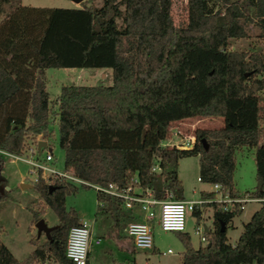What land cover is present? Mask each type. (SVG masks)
Segmentation results:
<instances>
[{"label":"trees","instance_id":"16d2710c","mask_svg":"<svg viewBox=\"0 0 264 264\" xmlns=\"http://www.w3.org/2000/svg\"><path fill=\"white\" fill-rule=\"evenodd\" d=\"M185 5L183 25L172 21L171 0H101L72 7L13 0L0 16V170L3 154H21L37 144L38 134L49 137L55 121L62 171L71 177L33 183L56 224L42 242L28 238L35 247L22 259L0 240V264L45 259L72 264L64 254L67 229L79 223L75 209L64 204L65 194L76 190L72 180L83 187L112 182L150 187L157 198L164 187L182 200L177 161L197 155L199 181L235 192L234 152L242 146L253 148L255 182L244 192L258 207L230 243L225 225L239 209H220L214 191L201 189L212 222L206 242L195 248L186 232L176 231L183 245L179 264H264V50L229 48V39L246 36L248 23L264 36V0H186ZM43 48L55 55L57 66L110 67L111 82L60 84L51 100ZM193 116H218L222 123L194 128L191 147L160 144L173 121ZM155 157L159 172L150 170ZM94 191L102 202L96 212H108L117 225L126 214L121 197ZM31 211L35 221L39 214ZM192 213L198 216L196 206Z\"/></svg>","mask_w":264,"mask_h":264},{"label":"rangeland","instance_id":"374dc122","mask_svg":"<svg viewBox=\"0 0 264 264\" xmlns=\"http://www.w3.org/2000/svg\"><path fill=\"white\" fill-rule=\"evenodd\" d=\"M13 0L3 1L1 3L2 11L0 16L6 11ZM22 4L38 5V6H58L72 7L80 5H99L101 0H81L78 3L72 0H20ZM186 0H171L170 15L173 23L183 25L186 21ZM220 3H218V6ZM246 36L239 38H231L230 49H260L264 50V36L260 35V30L257 25L248 23L245 27ZM44 67V82L49 99H53L58 92L60 84H108L111 82L110 67H91V66H57L55 55L50 53L46 48L42 49L40 56ZM104 72L105 75H101ZM264 91V90H263ZM264 93V92H262ZM222 120L218 116H193L185 117L180 120L173 121L169 127V134L160 144L170 145L169 143H183L188 134H191L196 127H216L221 125ZM262 135L260 141L264 142V121H261ZM51 135L35 136V140L45 139L47 145L43 146L38 152L33 154L34 159L42 158L41 155L49 148L52 159L46 164L56 171H62V150L57 143V128L56 122L50 125ZM173 134L172 131H177ZM29 155L28 149L14 157L3 154L0 177L2 178V188L4 197L0 200V237L3 238L7 234L13 237L20 243L21 237L25 235L36 237V230L33 226L32 211L39 214V217L44 218L47 225H53V211L45 208L43 199H37L40 195L33 187L31 175L28 174L30 164L27 161ZM235 165L232 172V181L236 193H242L245 189H250L254 185V161L253 148L242 146L234 152ZM157 162V157L153 163ZM177 176L182 184V194L185 200H200L199 191L202 188L211 190L209 183H204L196 179L198 164L197 155H187L180 157L175 168ZM54 176H49L47 181H51ZM23 179L31 183L32 186L22 190L25 185L18 186V181ZM76 185V190L65 194V207L72 206L77 211L78 218H91L95 208V191L93 187H83L77 180H72ZM217 192L214 191V199H218ZM259 205L258 200L252 198L244 201L240 213L232 218L233 225L226 227V239L233 243L242 228V222L246 221L250 213ZM211 207L202 205L199 213L200 225H208L211 218ZM99 219V218H97ZM31 222L32 229L28 232L27 225ZM153 247L151 248H135L132 252H127L126 259L118 256V250L113 248L108 239L103 238L100 245L92 244L90 246L89 264H107L112 258H116L118 263L123 264L124 260L134 261L135 264H174L177 258L181 255L183 245L180 239V234L176 231H162L155 224L150 222ZM30 228V227H29ZM188 237V241L192 247H197L199 244H204L206 241H201L198 234L194 231V223L189 211H186L184 230ZM42 241L45 239L44 235ZM41 241V242H42ZM107 246H111V255L103 251ZM169 248L170 251L166 252ZM46 264H54L51 259H45Z\"/></svg>","mask_w":264,"mask_h":264},{"label":"built area","instance_id":"2783aa9c","mask_svg":"<svg viewBox=\"0 0 264 264\" xmlns=\"http://www.w3.org/2000/svg\"><path fill=\"white\" fill-rule=\"evenodd\" d=\"M177 131H172L176 134ZM162 141V140H161ZM194 142V135L188 134L185 141L182 143H169L177 148L191 147ZM29 155L27 161L30 164L28 174L31 175V181L34 182H47L49 176L66 175L65 171H56L47 165L46 161H51L52 155L50 150H45L44 154L39 159H34L32 156L37 150V144L30 145L28 148ZM9 155V154H8ZM14 157L15 155H10ZM151 171L159 172L160 168L158 162L152 163ZM135 181V179H133ZM93 189H100L105 193L117 195L121 197V206L126 209L137 208L142 215L141 220H131L124 226L125 234L131 239L134 248H151L153 247V240L151 235L150 222L155 224L162 231H183L185 224L186 211L192 212L193 207L196 206L200 211L206 199L200 200H175L172 198V192L167 188L162 187L163 197L157 198L153 194L150 187H136L127 185L119 187L115 182L109 183L106 187L92 186ZM213 191L217 192L219 207L222 210H228L234 205L238 209H242L244 201L252 199L246 192L236 193L230 192L226 187H223L217 182L211 183ZM97 205H102L101 201H96ZM200 213L197 217H193L194 231L198 234L201 241H206L205 232L206 225L199 223ZM100 242V237H91L90 235V222L86 220L79 221L78 224L68 227L65 242L64 254L68 257L72 264H85L87 252L91 243L97 244ZM170 249L167 248L166 252Z\"/></svg>","mask_w":264,"mask_h":264},{"label":"crops","instance_id":"0c3cea01","mask_svg":"<svg viewBox=\"0 0 264 264\" xmlns=\"http://www.w3.org/2000/svg\"><path fill=\"white\" fill-rule=\"evenodd\" d=\"M101 75H105V73L101 72ZM41 140H43L45 142V139H41ZM46 150H49V149L47 148ZM42 156L43 155H41V157ZM39 160H41V158ZM67 173H68V171H67ZM176 175H177V172H176ZM196 179L198 180V177H196ZM209 184L211 185V183H209ZM21 185H25V187L22 190H24L27 187L32 186L30 182L25 181L23 179H20L18 181V186L21 187ZM4 187H6V186L4 185L3 188ZM202 189H205V188H202ZM206 189L208 190V188H206ZM40 198H41V196H39L37 199H40ZM183 199H185L184 196H183ZM45 208H49V206H47V204H45ZM49 209H51V208H49ZM121 209L126 214H125L124 217H122L118 221L117 225H114L113 220L109 216L108 212H106V211L96 212V200H95V208H94V211H93V216L91 218H88V219L78 218L77 211L76 210L75 211H76V216H77L78 221L86 220V221L90 222V235H91V237L92 238L93 237H100V242L99 243H97V244L91 243L90 246L92 244L100 245V243L102 242L103 238H105V236H106V238L108 239L109 244L113 248H116L118 250V256L119 257H124L123 259H126V255H127L126 253L134 251L135 248L132 245L131 239L125 234L124 226L126 225V223L128 221L141 220L142 219V215H141V213L138 211V209L136 207L133 208V209H126L123 206H121ZM240 211L241 210L239 209V211L235 215L239 214ZM190 215H191V218H192V221H193L194 214L192 212H190ZM235 215H233L231 217V219L226 223V225H225V233H226V227L228 225H230V226L233 225L232 218ZM52 217H53V220H51L52 223H56V220H57L56 215L52 214ZM97 218H99V219H97ZM210 219H211L210 223L208 225H206L207 228L211 225V222H212V211H211V218ZM27 229H28V232L31 231V229H32L31 222H29V224L27 225ZM28 238H29L28 235H25L23 238L21 237V241L19 243V242H17V240L13 239V237H11L10 235L7 234L3 238L0 237V240L7 246V248L10 250V252L13 254V256L15 258L22 259L23 257L26 256L27 253H29L35 247V244L30 243ZM42 238H43L42 235H38L37 236V242L40 243L42 241ZM90 246H89V249H88V252H87L85 264H89ZM111 246L105 247L103 249V251L105 253L111 255V249H112ZM180 258H181V255L177 258V260H176V262L174 264H179ZM107 261L108 260H106V263L104 262V264H107ZM125 262H129V261L128 260H124L123 263H125ZM117 263H118L117 259L116 258H112L111 261L108 264H117ZM44 264H46V263L44 262Z\"/></svg>","mask_w":264,"mask_h":264},{"label":"water","instance_id":"95a60500","mask_svg":"<svg viewBox=\"0 0 264 264\" xmlns=\"http://www.w3.org/2000/svg\"><path fill=\"white\" fill-rule=\"evenodd\" d=\"M75 3H78L81 0H72ZM45 146V142L43 140H38L37 141V149L39 150L40 147ZM33 226L35 227L36 230V234L37 236L40 235L41 233L44 235L45 238L49 237V231L52 229L53 225H47L44 221L43 218L39 217L37 218L34 223ZM220 230L223 229V223L220 221Z\"/></svg>","mask_w":264,"mask_h":264}]
</instances>
